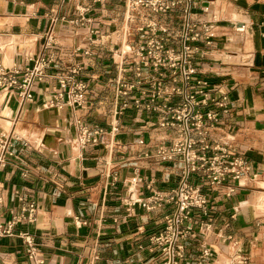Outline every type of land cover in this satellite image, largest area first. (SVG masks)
<instances>
[{"label": "crops", "instance_id": "crops-1", "mask_svg": "<svg viewBox=\"0 0 264 264\" xmlns=\"http://www.w3.org/2000/svg\"><path fill=\"white\" fill-rule=\"evenodd\" d=\"M193 1L194 18L215 19V37L210 45L195 43L193 64L211 94H227L230 108L215 134L232 132L250 171L230 197L214 194L210 227L184 242L182 264L195 259L201 244L215 253L209 264H226L239 256L247 258L246 264H264V134H257L264 125V0ZM74 4L0 0V64L23 72L49 51L44 49L48 32L55 42L47 76L34 84L30 102L20 105L14 93L0 92V134L9 136L13 151L11 163L0 170V221L25 217L23 209L30 203L36 207L34 221L22 220L12 236L0 237V264H33L19 233L33 237L44 264H158L160 255L151 248L150 237L162 228L171 206L147 212L137 204L128 207L127 197L131 192L134 198L147 197L148 184L152 190L171 189L180 164L155 156L159 143L167 145L170 136L157 127L153 113L133 106L120 110L114 52L118 36L122 43L125 0L80 3L91 22L79 21ZM50 8L58 18L53 24ZM179 14L177 8L162 21L177 27ZM243 26L249 34L234 38L233 29L243 31ZM94 38L97 45L90 43ZM137 39L133 34L127 42ZM72 70H77L74 79L89 84L85 108L62 102L46 108L55 97L57 76ZM78 121L102 128L100 142L81 148ZM134 176L141 181L132 191ZM78 220L84 223L76 224Z\"/></svg>", "mask_w": 264, "mask_h": 264}, {"label": "built area", "instance_id": "built-area-1", "mask_svg": "<svg viewBox=\"0 0 264 264\" xmlns=\"http://www.w3.org/2000/svg\"><path fill=\"white\" fill-rule=\"evenodd\" d=\"M73 5L79 21L91 22L84 18L85 7L78 5L87 0H63ZM99 1V0H93ZM193 0H125V13L120 36L114 52L117 56L118 74L114 79L116 96L120 98V110L130 106L139 111H147L156 116L157 127L169 132V143H159L155 151L163 162L180 164L176 185L167 191L152 190L144 198L127 197L128 207L135 204L151 212L171 206L165 215L162 228L150 237V245L160 255L158 264H182L186 258L184 242L194 238L196 233L207 231L213 220L210 215L216 210V195L228 198L235 193L240 180L250 171V164L244 154L234 144L232 132L215 134L221 122V115L229 112L227 94H211L209 84L201 77L192 61L195 43L210 45L215 37L214 16L198 20L193 17ZM180 9L177 27L162 21ZM205 7L204 11H208ZM48 19L53 24L58 18L54 8L48 11ZM76 22L72 19L71 23ZM97 34L98 30H90ZM136 34V43L128 44L127 39ZM90 43L97 45L95 38ZM54 37L47 33L44 49L31 68L20 72L16 68L0 64V92L14 93L20 105L31 101V90L36 82L43 81L46 69L54 57L52 46ZM90 51H85L89 54ZM77 70L71 74L57 76L55 97L46 108L59 103L85 108L89 84L74 79ZM146 96V99L143 97ZM213 106V107H212ZM104 131L77 122V143L81 148L99 143ZM15 138H17L15 136ZM18 139V138H17ZM165 141V139H162ZM142 143V141H139ZM9 136L0 134V170L7 167L13 157ZM253 178L257 173L251 175ZM141 177L134 176L130 186L135 188ZM206 190V191H205ZM0 195V215L2 211ZM26 216H14L0 221V237L14 233V226L25 220H35L36 207L30 203L23 209ZM78 220L76 224H83ZM196 224L198 230H196ZM25 245V255L33 264H44L33 237L29 233H19ZM236 242H234L235 244ZM233 244V246H234ZM235 248V247H234ZM97 258V254L93 259ZM215 258L213 249L201 244L200 252L188 264H209ZM247 258L237 257L226 264H246Z\"/></svg>", "mask_w": 264, "mask_h": 264}, {"label": "rangeland", "instance_id": "rangeland-1", "mask_svg": "<svg viewBox=\"0 0 264 264\" xmlns=\"http://www.w3.org/2000/svg\"><path fill=\"white\" fill-rule=\"evenodd\" d=\"M239 19H240V17H239ZM248 34H249V30H248V28H246L244 26H243V31H237V30H235V28L232 31V35H234V38L239 37V36L243 38V37L247 36ZM257 134L258 135L264 134V125L259 127Z\"/></svg>", "mask_w": 264, "mask_h": 264}, {"label": "bare ground", "instance_id": "bare-ground-1", "mask_svg": "<svg viewBox=\"0 0 264 264\" xmlns=\"http://www.w3.org/2000/svg\"><path fill=\"white\" fill-rule=\"evenodd\" d=\"M1 137H3V136H1ZM5 137H6V136H4L3 138H5ZM131 190L133 191V190H134V188H132Z\"/></svg>", "mask_w": 264, "mask_h": 264}]
</instances>
